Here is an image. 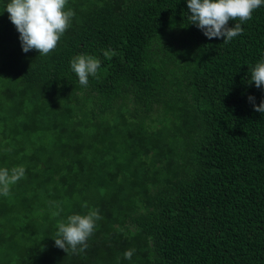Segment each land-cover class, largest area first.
<instances>
[{
    "label": "trees",
    "instance_id": "trees-1",
    "mask_svg": "<svg viewBox=\"0 0 264 264\" xmlns=\"http://www.w3.org/2000/svg\"><path fill=\"white\" fill-rule=\"evenodd\" d=\"M68 7L47 57L0 14V167L26 168L0 195V264H264V114L247 99H264L248 83L264 6L227 44L190 23L186 0ZM81 53L102 61L86 88L70 67ZM92 208L89 247L57 248V221Z\"/></svg>",
    "mask_w": 264,
    "mask_h": 264
},
{
    "label": "clouds",
    "instance_id": "clouds-1",
    "mask_svg": "<svg viewBox=\"0 0 264 264\" xmlns=\"http://www.w3.org/2000/svg\"><path fill=\"white\" fill-rule=\"evenodd\" d=\"M190 13L188 19L202 31L209 40L222 38L227 44L243 34L242 25L252 19V14L264 6V0H186ZM19 33L21 49L24 53L35 50L41 57L51 55L59 45L61 38L72 26L75 12L68 7V0H9L3 5V11ZM229 21H235L229 27ZM118 53L115 50H102L105 59H112ZM102 61L93 55L79 54L70 61L72 72L83 87L89 86V77H96ZM249 84L264 90V56L250 69ZM256 112L264 114V99L259 105L255 98L247 97ZM51 110V109H50ZM6 151H11L7 149ZM26 178L23 165L10 169L0 167V195L8 197L11 187ZM87 208V204L84 205ZM54 212L53 216H58ZM98 208L88 209L86 214H71L57 221L54 244L66 254H79L88 247V241L95 233L97 221L102 220ZM135 252L130 248L123 258L130 260Z\"/></svg>",
    "mask_w": 264,
    "mask_h": 264
}]
</instances>
